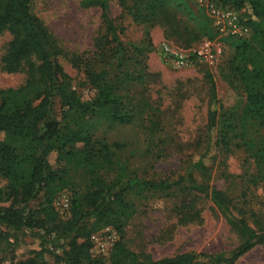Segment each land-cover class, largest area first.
I'll return each mask as SVG.
<instances>
[{
    "label": "trees",
    "instance_id": "16d2710c",
    "mask_svg": "<svg viewBox=\"0 0 264 264\" xmlns=\"http://www.w3.org/2000/svg\"><path fill=\"white\" fill-rule=\"evenodd\" d=\"M35 1L0 0V37L6 31L13 37L3 56L4 70L24 71L28 75L22 87L0 89V134H4L0 139V177L8 181L5 195L10 200L9 205L0 206V233L2 226L15 232L41 229L43 246L51 242L55 232L70 236L68 250L55 256L64 264H235L254 247L264 246V227L257 229L244 217L231 216L228 218L231 228L241 242L228 253L183 252L154 259L120 240L107 260L92 256L91 234L107 226L121 228L136 212L134 198L150 192H168L185 179L169 182L132 177L116 158L113 148L95 139V119L142 125L150 121L151 132L161 126V122L154 120L158 116L149 95L135 89L140 84L146 91L158 78L149 71L147 48L127 45L122 40L109 0L83 3L100 7L103 28L93 52L73 60L95 89L88 100H83L68 80H59L62 67L58 59L68 53L33 13ZM217 1L238 11L245 10L252 29L250 38L237 43L232 60V70L246 93V106L242 115L222 114L215 81L212 75H207L213 104L208 116L209 141L194 167L208 170L206 160L213 152L228 151L232 146L245 148L259 167L260 178H254L258 186L264 184V0ZM171 3L172 0H133L127 10L136 23L160 26L168 38L182 46L189 47L202 37L213 39V31L206 23L198 27L188 25L180 15L183 6ZM56 92L63 108L61 121L51 118ZM251 126L261 132L258 141L246 136ZM78 143H83L81 150L73 148ZM63 163L72 165L88 182L83 193L72 197L68 220L60 219L54 207L58 193L69 185L65 169L54 167ZM40 194L43 195L40 205L29 207ZM214 197L223 211L232 213L225 193L217 191ZM47 251L44 248L20 264H49L43 258ZM200 257L208 261H199Z\"/></svg>",
    "mask_w": 264,
    "mask_h": 264
},
{
    "label": "rangeland",
    "instance_id": "374dc122",
    "mask_svg": "<svg viewBox=\"0 0 264 264\" xmlns=\"http://www.w3.org/2000/svg\"><path fill=\"white\" fill-rule=\"evenodd\" d=\"M84 1L36 0L32 11L68 53L67 57L58 59L62 67L59 80H68L80 97L88 100L95 94V89L88 83L82 67L75 65L73 60L93 52L103 28L100 7L85 6ZM173 3L183 6L180 15L188 25L198 27L206 23L213 31V39L202 37L189 47L182 46L168 38L162 27L133 21L127 10L133 0H109L111 14L122 32V40L127 45L147 48L145 56L149 71L157 74L158 78L146 91L140 84L135 89L138 93L149 95L158 116L154 120L161 122V126L151 132L150 121L142 125L138 122L119 124L95 119L97 124L93 133L95 139L113 148L116 158L126 166L130 176L169 182L183 178L185 181L168 192H150L142 198H134L136 212L121 228L107 226L92 233L90 253L94 258L107 260L120 240L133 250L149 253L154 259L183 252L206 255L228 253L241 242L228 218L244 217L250 226L257 229L264 227V184H254V178H260V170L249 151L232 146L231 150L210 154L206 160L208 170L194 167L199 155L206 152L209 141L208 116L213 104L207 75H212L215 81L222 114L242 115L246 106L245 90L232 70L236 46L242 38L218 31L211 7L224 14L232 12L238 21L245 23L247 12L235 10L217 0H172ZM227 17L222 20L228 21ZM12 38L8 31L0 37V89L3 90L22 87L28 77L24 71L8 73L4 70L3 56ZM207 41L213 43L214 60L211 64L197 61L192 66L177 69L161 50L162 43L169 42L191 52ZM62 117L63 108L56 92L51 118L61 121ZM246 136L258 141L261 132L251 126ZM3 138L4 134H0V139ZM73 148L81 150L83 143ZM54 167L65 169L69 180V185L54 200L59 218L68 220L72 212V197L83 193L88 182L72 165L63 163L54 164ZM7 184L8 181L0 177V206L10 204L5 195ZM217 191L225 193L232 213H226L217 205L214 197ZM42 200L43 195L40 194L30 202L29 207H38ZM1 231L0 264H20L44 248L48 250L43 255L46 262L64 264L55 256L68 250L70 236L64 237L55 232L51 242L43 246L41 236L44 231L41 229L15 232L2 226ZM198 260L205 262L208 258L200 257ZM235 264H264V246L254 247Z\"/></svg>",
    "mask_w": 264,
    "mask_h": 264
},
{
    "label": "built area",
    "instance_id": "2783aa9c",
    "mask_svg": "<svg viewBox=\"0 0 264 264\" xmlns=\"http://www.w3.org/2000/svg\"><path fill=\"white\" fill-rule=\"evenodd\" d=\"M211 13L216 18L215 24L218 31L222 33L226 32L229 36L243 39L251 36V29L249 25L245 22L238 21L232 12L224 14L221 10L212 6ZM226 16H228L227 18H229V20L225 22L222 18ZM212 48L213 43L211 41L205 42L201 47L191 52L169 42H163L161 45L162 52L177 69L192 66V64H195L197 61H204L209 64L213 63L214 56Z\"/></svg>",
    "mask_w": 264,
    "mask_h": 264
}]
</instances>
